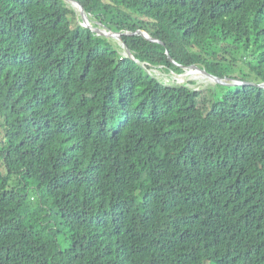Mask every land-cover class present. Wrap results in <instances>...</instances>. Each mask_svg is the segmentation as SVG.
<instances>
[{"label": "trees", "instance_id": "obj_1", "mask_svg": "<svg viewBox=\"0 0 264 264\" xmlns=\"http://www.w3.org/2000/svg\"><path fill=\"white\" fill-rule=\"evenodd\" d=\"M79 1L170 57L0 0V264H264V87L148 72L264 83V0Z\"/></svg>", "mask_w": 264, "mask_h": 264}, {"label": "water", "instance_id": "obj_2", "mask_svg": "<svg viewBox=\"0 0 264 264\" xmlns=\"http://www.w3.org/2000/svg\"><path fill=\"white\" fill-rule=\"evenodd\" d=\"M66 2H68L70 4V6L74 9V11L76 12L77 16L81 18V22L84 26L90 28L93 32H95L97 35H102V36H106L109 38H116L122 41L123 44V48L125 50V55L127 57L130 58H134L133 53L131 52L130 48L126 45V43L123 40V37L125 36V33H122V31L124 29H121L119 31H109L106 30L105 28H99V26L94 25L92 22V18L93 17H97L99 14L98 13H87L83 4L79 1V0H65ZM105 17L102 16L101 17V21L102 23L97 22V24H102L105 26ZM125 29H127L128 33L126 35H131V34H135V35H139L147 40L153 41V42H157V43H162L166 46L167 48V54L169 55V50H168V46L166 45L165 42H163L162 40L158 39L157 37L150 35L147 31L144 30H136L132 27H125ZM170 57V55H169ZM137 62H139L138 59H136ZM174 64L181 66L183 69H195L198 72H200L201 74L209 77L214 83L216 84H220L223 86H236V85H243V84H251L254 86H259V87H264V83H254V82H247V81H242V80H236V79H230L227 77L221 78L218 77L212 73H209L205 68L197 65V64H188V65H181L179 63H177L176 61H173ZM191 71V70H190Z\"/></svg>", "mask_w": 264, "mask_h": 264}, {"label": "rangeland", "instance_id": "obj_3", "mask_svg": "<svg viewBox=\"0 0 264 264\" xmlns=\"http://www.w3.org/2000/svg\"><path fill=\"white\" fill-rule=\"evenodd\" d=\"M99 22L102 23L101 20L97 19V17H93L92 18V22ZM97 26H99V28H105L106 30H109L106 25H102V24H97ZM110 31V30H109ZM122 33H125V35L128 33L127 29H124L122 31ZM114 43H118L119 45L122 46L123 48V44L122 41L116 38H112ZM233 45L230 44V47H232ZM124 49V48H123ZM123 52V54H125V50L120 51ZM243 64V63H241ZM204 68V67H203ZM246 68V67H245ZM245 71L248 73V69L246 68ZM148 72L150 74H152L153 76L161 79L163 82L167 83V84H173V83H179V84H187L192 88L195 89H202V88H207V87H215L217 84L214 83L209 77L201 74V75H197L195 73H188V72H183V73H175L173 71H166L164 69H162V67H153L152 69L148 70ZM191 81H193L194 83H190Z\"/></svg>", "mask_w": 264, "mask_h": 264}, {"label": "bare ground", "instance_id": "obj_4", "mask_svg": "<svg viewBox=\"0 0 264 264\" xmlns=\"http://www.w3.org/2000/svg\"><path fill=\"white\" fill-rule=\"evenodd\" d=\"M190 70H191V71H194V72H198V71H197V70H195V69H193V70H192V69H185V71H186V72H188V73H189V72L191 73V71H190Z\"/></svg>", "mask_w": 264, "mask_h": 264}]
</instances>
